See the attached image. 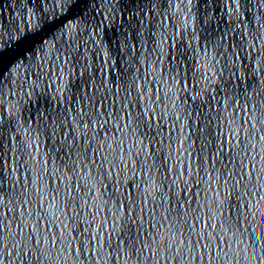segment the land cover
Here are the masks:
<instances>
[{"label":"water","instance_id":"95a60500","mask_svg":"<svg viewBox=\"0 0 264 264\" xmlns=\"http://www.w3.org/2000/svg\"><path fill=\"white\" fill-rule=\"evenodd\" d=\"M0 264H264V0H0Z\"/></svg>","mask_w":264,"mask_h":264}]
</instances>
